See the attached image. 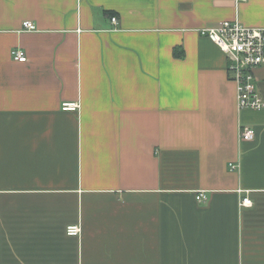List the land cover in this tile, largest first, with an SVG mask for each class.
<instances>
[{
	"label": "crops",
	"instance_id": "0c3cea01",
	"mask_svg": "<svg viewBox=\"0 0 264 264\" xmlns=\"http://www.w3.org/2000/svg\"><path fill=\"white\" fill-rule=\"evenodd\" d=\"M233 19L264 0H0V264H264V108L199 32Z\"/></svg>",
	"mask_w": 264,
	"mask_h": 264
},
{
	"label": "built area",
	"instance_id": "2783aa9c",
	"mask_svg": "<svg viewBox=\"0 0 264 264\" xmlns=\"http://www.w3.org/2000/svg\"><path fill=\"white\" fill-rule=\"evenodd\" d=\"M112 21L117 24L118 18L113 16ZM23 24L25 29H36L32 21H25ZM199 32L208 36L228 54L230 62L227 71L236 84L239 110H262L264 98L257 86L255 70L264 64V26H251L239 19H233L224 20L217 26L201 28ZM12 57L20 62L28 59L25 50L19 47L13 48ZM78 107L77 102H64L62 105L64 110H76ZM239 137L243 141L252 140L255 137V130L250 126L241 125ZM230 166L236 168L235 164H230ZM207 198L205 193L197 195L198 200ZM241 204L252 206L253 201L246 196ZM81 231L80 224L68 225L66 229L70 236H78Z\"/></svg>",
	"mask_w": 264,
	"mask_h": 264
},
{
	"label": "trees",
	"instance_id": "16d2710c",
	"mask_svg": "<svg viewBox=\"0 0 264 264\" xmlns=\"http://www.w3.org/2000/svg\"><path fill=\"white\" fill-rule=\"evenodd\" d=\"M184 48L182 46H175L174 48V55L175 57H180L182 58L184 56Z\"/></svg>",
	"mask_w": 264,
	"mask_h": 264
}]
</instances>
